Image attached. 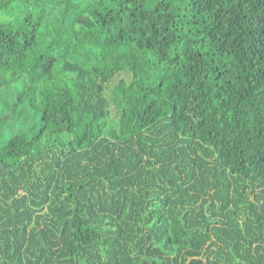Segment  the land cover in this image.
<instances>
[{
	"label": "clouds",
	"instance_id": "1",
	"mask_svg": "<svg viewBox=\"0 0 264 264\" xmlns=\"http://www.w3.org/2000/svg\"><path fill=\"white\" fill-rule=\"evenodd\" d=\"M0 264H264V0H0Z\"/></svg>",
	"mask_w": 264,
	"mask_h": 264
}]
</instances>
